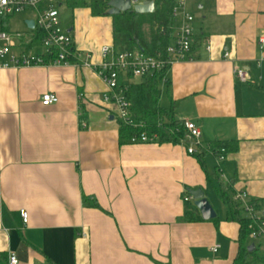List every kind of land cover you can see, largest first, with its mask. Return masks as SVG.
<instances>
[{
	"label": "crops",
	"instance_id": "obj_1",
	"mask_svg": "<svg viewBox=\"0 0 264 264\" xmlns=\"http://www.w3.org/2000/svg\"><path fill=\"white\" fill-rule=\"evenodd\" d=\"M71 2L61 5L59 26L98 65L102 48L115 47L114 18ZM188 6L195 15L194 60L170 68L160 104L174 105L179 119L200 127L201 157L184 144L122 141L117 106L104 102L107 87L94 69H0V264H10V253L17 264L234 263L241 226L218 185L233 182L236 194L246 192L264 212V0H189ZM35 18L27 11L5 25L30 36ZM236 69L248 72L247 82ZM47 93L58 103L44 106ZM222 142L237 150L219 164L211 146ZM195 190L204 192L216 219L184 220L194 205L184 197ZM262 243H252L254 250Z\"/></svg>",
	"mask_w": 264,
	"mask_h": 264
},
{
	"label": "built area",
	"instance_id": "obj_2",
	"mask_svg": "<svg viewBox=\"0 0 264 264\" xmlns=\"http://www.w3.org/2000/svg\"><path fill=\"white\" fill-rule=\"evenodd\" d=\"M64 1L66 0H0V69L73 64L94 69L107 87V92L103 96L104 102L117 106L116 115L120 125L143 129L129 142L131 144L157 142V135L150 137L144 130L146 125L135 120L124 81L143 80L165 72L162 80L165 82L170 68L175 63L194 60L195 15L189 10V0H174L171 11L173 38L164 54L152 55L141 48L118 51L113 46H104L101 50L102 62L98 65L92 63V54L78 52L72 34L59 26L60 8ZM86 1L91 2L92 0ZM145 1H154L156 8V2L164 0H131V4L134 7ZM27 11L34 12L36 16L34 35L28 36L6 28L7 19ZM260 42L264 44V38H261ZM225 57L228 58L229 54L226 53ZM235 72L242 82H247L249 78L247 71L236 69ZM58 101V96L53 93L44 94L42 98L44 106L54 105ZM184 125L186 137L181 144L186 145L189 155L200 154L205 147L200 127L192 121H184ZM216 156L218 163H223L227 157L226 149L222 148ZM235 200L242 204L247 219H249V236L264 243V212L250 200L246 192H238ZM184 201L192 203L193 197L187 194ZM21 216L23 222L27 223L28 212L21 210ZM219 247V244L214 245L213 251L216 252ZM9 262L10 264L18 263L15 253H10Z\"/></svg>",
	"mask_w": 264,
	"mask_h": 264
},
{
	"label": "trees",
	"instance_id": "obj_3",
	"mask_svg": "<svg viewBox=\"0 0 264 264\" xmlns=\"http://www.w3.org/2000/svg\"><path fill=\"white\" fill-rule=\"evenodd\" d=\"M71 3L74 7L87 5L92 10L93 15L97 17L109 15L108 0H92L89 3L86 0H72ZM173 6L174 0H164L156 2V10L153 14L126 12L113 16L116 50L124 51L141 48L152 55L164 54L173 38V17L171 13ZM146 26L148 27L147 30ZM162 28H164V32H162ZM164 75L165 72L158 73L140 82L124 81V86H127L128 89L127 95L132 103L134 118L137 122H143L146 125L144 130L148 135L150 137L157 135L160 144H181L186 137L184 121L177 117L174 105L170 108H163L160 104V85ZM142 130L121 125V139L125 143H130L129 140ZM222 148L226 149V155H228L230 151L237 150V145L229 147L228 143L222 142L211 146L216 155L219 154ZM204 153L198 155V157H201ZM218 192L222 201L228 206L232 220L238 221L241 226L240 249L233 264H250L249 255L255 253L256 249L253 251L248 250L249 245L246 243V239L250 233L248 229L249 219L243 216L242 204L235 200L234 183H220ZM252 202L259 208L261 207L259 201L252 200ZM184 220L186 222L201 220L199 210L194 205L188 206L184 214ZM261 262L264 264V257Z\"/></svg>",
	"mask_w": 264,
	"mask_h": 264
},
{
	"label": "water",
	"instance_id": "obj_4",
	"mask_svg": "<svg viewBox=\"0 0 264 264\" xmlns=\"http://www.w3.org/2000/svg\"><path fill=\"white\" fill-rule=\"evenodd\" d=\"M109 15L115 16L126 12H135L137 14H153L156 10L154 1H145L132 7L131 0H108ZM30 28L35 27V22H28ZM194 200V206L199 210L204 220L211 221L217 218V211L214 209L208 198L202 190L190 191ZM254 244L249 245L248 250L253 251Z\"/></svg>",
	"mask_w": 264,
	"mask_h": 264
},
{
	"label": "rangeland",
	"instance_id": "obj_5",
	"mask_svg": "<svg viewBox=\"0 0 264 264\" xmlns=\"http://www.w3.org/2000/svg\"><path fill=\"white\" fill-rule=\"evenodd\" d=\"M197 7H198V5L196 4L195 1H193L191 4V9H192L193 13L197 16V20L199 22H202V21H204L202 18L203 12H201L199 9H197ZM22 19H23V16L18 17L17 21L19 24L21 22L20 20H22ZM210 195H211V199H210L211 202L214 203L213 205L216 208H218V211L220 212L221 217L225 218L226 212H225V207H224L223 203H221L220 199L218 198V196L216 194L211 192ZM247 242H250L251 244L252 243H258L257 240L252 239L250 236H248ZM263 257H264V243H262L261 245L258 246V249L255 251V253L249 255L250 264H262L261 259Z\"/></svg>",
	"mask_w": 264,
	"mask_h": 264
}]
</instances>
